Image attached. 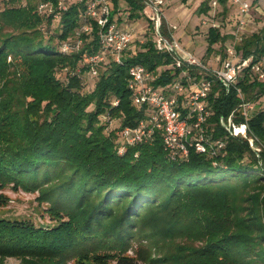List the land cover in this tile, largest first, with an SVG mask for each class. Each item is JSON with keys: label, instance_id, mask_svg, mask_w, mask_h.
Here are the masks:
<instances>
[{"label": "trees", "instance_id": "obj_1", "mask_svg": "<svg viewBox=\"0 0 264 264\" xmlns=\"http://www.w3.org/2000/svg\"><path fill=\"white\" fill-rule=\"evenodd\" d=\"M114 1V13L121 12ZM125 1L128 19L140 18L144 0ZM210 1L200 3V15ZM219 1L230 22L228 0ZM38 2L0 3V190L38 192L51 223L0 217V264L10 257L24 264H264V111L248 122L259 152L220 123L233 111L239 121L243 102H260L264 80L247 66L227 90L189 69L212 81L207 127L226 142L218 156L191 150L187 160H170L159 132L120 154L121 129L136 126L148 111L133 103L129 67L157 73L160 86L186 66L177 67L147 32L150 38L135 40L122 64L110 57L91 76L84 60L99 49L95 33L83 34L80 50L60 48L82 24L78 7L53 26L52 16L37 11ZM163 31L168 34L165 22ZM231 37L209 27L207 54L219 43L224 56ZM236 48L251 63L264 57V24Z\"/></svg>", "mask_w": 264, "mask_h": 264}, {"label": "built area", "instance_id": "obj_2", "mask_svg": "<svg viewBox=\"0 0 264 264\" xmlns=\"http://www.w3.org/2000/svg\"><path fill=\"white\" fill-rule=\"evenodd\" d=\"M173 1L144 0L141 14L148 21L149 26L141 32H135L133 27L120 20V11L114 13V0H39L38 2L37 11L52 16L53 26L60 20L63 12L73 5L78 7L82 24L73 38L61 42L60 48L63 53L80 50L84 44L83 34L92 36L95 33L99 49L87 55L84 60L91 76H97L99 68L110 57L122 64L124 52L135 41L138 33L147 32H151L153 42L159 51L168 52L174 57L177 67L186 66L179 78L160 86L154 83L158 78L157 73L139 64L129 67L128 87L132 91L133 103L139 107L145 105L148 111L136 126L121 129V144L118 148L120 154L130 146L152 141L159 132L164 151L170 160H187L191 150L210 157L218 156L225 148L226 142L222 138H213L207 127L208 119L212 114L209 104L212 81L203 76L191 75L189 69L196 68L200 73L209 74L220 81L227 90L236 86L239 76L247 66H250L251 72L258 80H264V57L251 63V57L243 58L236 48L237 43L244 36L252 33L251 28L256 25L257 15L263 13L258 2L228 0L227 6L236 15L232 24L223 20V15L219 18L223 11L221 2L210 1V10L203 14L202 24L208 28H223L224 32L232 36L224 43L225 55H216L215 66H210L197 53L180 42L173 32L177 27L167 22L164 9ZM164 22L168 34L163 31ZM224 23L232 24V28L225 30V27H222ZM42 30L44 31L45 27H42ZM215 45V52H218L220 44L217 48ZM114 103L117 104L118 101ZM258 110L264 111L262 100L258 103L240 104L239 121L235 119L236 111L228 117H220L221 125L230 135L247 140L250 147L257 152L262 149V145L259 138L250 131L248 122Z\"/></svg>", "mask_w": 264, "mask_h": 264}, {"label": "rangeland", "instance_id": "obj_3", "mask_svg": "<svg viewBox=\"0 0 264 264\" xmlns=\"http://www.w3.org/2000/svg\"><path fill=\"white\" fill-rule=\"evenodd\" d=\"M203 0H188L184 2L183 0H174L166 7L165 14L166 20L169 24L175 25L177 28L173 29V32L180 42L187 46L190 50L204 60L208 65L215 66V57L220 53L213 52L207 54L208 46V27L202 24L203 14L200 15L197 12V8ZM259 5L262 9L261 14L257 15L256 25L253 26L252 32L258 30L264 24V0H260ZM120 15L123 20H128L125 23L130 25V27L135 29V32H141L148 28V21L141 16L136 19H128V10L129 5L125 0H120ZM231 16L228 17V20H231L230 23L235 22L236 15L230 10ZM221 14V13H220ZM222 15L219 16L221 18ZM225 24V23H224ZM232 24H225V30H230ZM151 34V32H148ZM152 34L150 35V37ZM149 35L144 36L141 33H138L135 40L137 42L145 41L147 38H150ZM141 40V41H140ZM136 42L133 44L135 46ZM216 48L219 44L215 45ZM88 85L86 87L92 86V78L89 77ZM264 103V97L262 98ZM117 125V122L113 120L111 123V129ZM38 192H28L22 189H14L13 187H6L0 190V217L4 218H30L36 223H51L49 216L44 213V208L46 204H39L36 197ZM132 254V251H130ZM5 264H24L21 259L10 257L5 259Z\"/></svg>", "mask_w": 264, "mask_h": 264}]
</instances>
